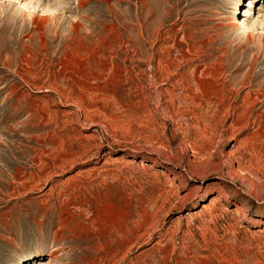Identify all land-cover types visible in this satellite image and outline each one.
I'll return each mask as SVG.
<instances>
[{
  "label": "rangeland",
  "instance_id": "374dc122",
  "mask_svg": "<svg viewBox=\"0 0 264 264\" xmlns=\"http://www.w3.org/2000/svg\"><path fill=\"white\" fill-rule=\"evenodd\" d=\"M263 199L264 0H0V264H264Z\"/></svg>",
  "mask_w": 264,
  "mask_h": 264
},
{
  "label": "bare ground",
  "instance_id": "6f19581e",
  "mask_svg": "<svg viewBox=\"0 0 264 264\" xmlns=\"http://www.w3.org/2000/svg\"><path fill=\"white\" fill-rule=\"evenodd\" d=\"M10 6V5H9ZM72 18V17H71ZM75 21V20H74ZM73 24V23H72ZM75 24V23H74ZM75 26V25H74ZM77 27V26H76ZM155 145V144H154ZM177 149H181V157H179L180 155H177L176 152H175V148L173 147V142H172V139L171 138H162L161 140H159V142L157 143V151L158 153H162V154H168V155H174L176 156V158L180 160H183L185 158V153L188 152V151H194L196 149V143L191 141V140H180L177 141ZM200 147V146H199ZM156 152V151H155ZM198 152V151H197ZM214 152V151H213ZM212 152V153H213ZM192 153V152H191ZM226 153V152H225ZM220 154V157H223L224 156V153L221 152L219 153ZM231 155V154H230ZM230 157V156H229ZM172 158V157H171ZM173 159V158H172ZM240 160V159H239ZM178 162V161H176ZM226 162V161H225ZM236 162V161H235ZM209 163V162H208ZM211 163V162H210ZM228 163V162H227ZM230 163V162H229ZM260 164V163H258ZM213 167L215 168L216 167V164H212ZM190 166V165H189ZM191 167V166H190ZM204 167V166H203ZM206 168V167H205ZM209 168V167H208ZM217 168V167H216ZM215 168V169H216ZM233 168V167H232ZM189 169V168H188ZM259 166H257L256 164L252 163V161L250 162H244L243 161H237L236 162V167H235V170L236 172L238 173H250V172H258L260 171L259 170ZM197 170V169H196ZM200 171V170H199ZM198 171V173H199ZM205 171V170H204ZM221 171V170H220ZM196 172V171H195ZM218 172V171H217ZM197 173V174H198ZM210 173V172H209ZM262 173V172H261ZM193 174V173H192ZM212 174V173H211ZM216 174V173H215ZM230 174V173H228ZM233 174V173H232ZM252 174V173H251ZM256 174V173H255ZM219 174H216L215 177L213 179L210 180L209 182V185H218L219 186V189L218 191H222V186L220 184V180L221 178L218 176ZM239 175V174H238ZM242 175V174H241ZM254 175V174H253ZM196 176V175H195ZM199 176V175H198ZM204 176V175H203ZM252 199L254 198V200H256L257 202L260 201V199L258 197H255V196H251ZM263 204H264V199H263ZM55 262V258H53L52 256L48 257L47 259H42V260H39V264H54Z\"/></svg>",
  "mask_w": 264,
  "mask_h": 264
}]
</instances>
